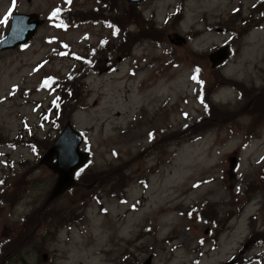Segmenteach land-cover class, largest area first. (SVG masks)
Listing matches in <instances>:
<instances>
[{
  "label": "rangeland",
  "instance_id": "1",
  "mask_svg": "<svg viewBox=\"0 0 264 264\" xmlns=\"http://www.w3.org/2000/svg\"><path fill=\"white\" fill-rule=\"evenodd\" d=\"M257 1L0 0V39L13 12L46 20L30 42L0 52V264H36L42 252L53 264H142L150 255L152 264H222L244 244L239 264H262ZM62 9L77 17L64 27L51 19ZM224 44L233 53L215 67L209 54ZM51 77L82 89L51 90ZM67 120L90 159L39 215L57 179L40 159ZM39 216L32 239L10 246ZM210 220L216 234L201 244Z\"/></svg>",
  "mask_w": 264,
  "mask_h": 264
},
{
  "label": "water",
  "instance_id": "2",
  "mask_svg": "<svg viewBox=\"0 0 264 264\" xmlns=\"http://www.w3.org/2000/svg\"><path fill=\"white\" fill-rule=\"evenodd\" d=\"M129 1L141 2L143 0ZM44 23L45 19L37 12L14 13L7 34L0 39V52L29 42L37 35L39 28ZM229 56V46H225L213 52L210 58L213 65L218 66L224 63ZM83 140V135L75 129L71 121H68L54 143L41 158V164L47 165L58 174L49 201L54 200L74 186L76 170L88 161L89 152L81 149ZM235 162L236 159L234 158L233 165ZM152 261L153 255H150L142 264H152ZM222 264H234V260Z\"/></svg>",
  "mask_w": 264,
  "mask_h": 264
},
{
  "label": "trees",
  "instance_id": "3",
  "mask_svg": "<svg viewBox=\"0 0 264 264\" xmlns=\"http://www.w3.org/2000/svg\"><path fill=\"white\" fill-rule=\"evenodd\" d=\"M259 3H264V0H260V1H258V4L256 5V7H254V9L255 8H257L258 6H259ZM263 10H264V8H263ZM263 10H261V11H263ZM65 11H64V9H62V10H58V11H56L53 15H51V19H52V23L54 24V25H63V27H64V25H65V23L66 24H68L69 22H70V20H74V19H76L77 17H72L70 20H69V14H67V13H64ZM238 12V11H237ZM236 12V13H237ZM264 12V11H263ZM262 12V13H263ZM178 13L179 12H176V13H174L173 15H178ZM235 13V14H236ZM106 22H108V23H111L112 21L111 20H107ZM75 78H72L71 79V81L72 80H74ZM54 86V85H53ZM57 87H60V86H66V88H67V90H69L70 92H72L74 95L77 93V91L78 90H80V89H82L80 86L78 87V84L76 83V81H74V82H68V81H59L58 82V84L56 85ZM54 101H56V99L54 100ZM53 101V102H54ZM57 106V103H55L54 102V105H53V108L55 109V107ZM53 109V110H54ZM52 109H47L46 111H48L49 113H51L52 111H53ZM80 176V175H79ZM78 176V177H79Z\"/></svg>",
  "mask_w": 264,
  "mask_h": 264
},
{
  "label": "flooded vegetation",
  "instance_id": "4",
  "mask_svg": "<svg viewBox=\"0 0 264 264\" xmlns=\"http://www.w3.org/2000/svg\"><path fill=\"white\" fill-rule=\"evenodd\" d=\"M38 214L41 215L42 212L40 211ZM211 222H212V224H213V227L210 228V229H211L210 231L207 230V233H208L207 236H208V237H213V236L216 234V229H215V227L218 226L217 221H211ZM23 223H24V222H23ZM42 225H43V223H42V217L39 216V217H38V224H37V226L35 227V229L33 230V232L30 233L29 235L24 236L21 240H19V241L16 243V245L14 244V245H10V246H12V247L15 249V248H18V246H21V245H23V244H25V243H28V242L32 239V236H33L34 234H36V232L38 231V229H40V228L42 227ZM262 235L264 236V233H262ZM10 239L12 240L13 237H11ZM8 256H9V255H8ZM53 263H54V262H53V260L51 259V255H50L49 252H42L41 258H40L39 260H37V262H36V264H53Z\"/></svg>",
  "mask_w": 264,
  "mask_h": 264
},
{
  "label": "snow or ice",
  "instance_id": "5",
  "mask_svg": "<svg viewBox=\"0 0 264 264\" xmlns=\"http://www.w3.org/2000/svg\"><path fill=\"white\" fill-rule=\"evenodd\" d=\"M9 15H11V13H9ZM198 71H199V70H197V72H198ZM193 79H197V76H194Z\"/></svg>",
  "mask_w": 264,
  "mask_h": 264
}]
</instances>
